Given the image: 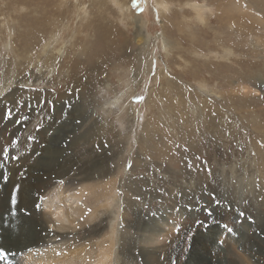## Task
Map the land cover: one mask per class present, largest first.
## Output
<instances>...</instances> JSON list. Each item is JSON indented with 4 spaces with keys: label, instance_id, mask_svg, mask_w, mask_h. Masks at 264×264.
I'll use <instances>...</instances> for the list:
<instances>
[{
    "label": "rangeland",
    "instance_id": "374dc122",
    "mask_svg": "<svg viewBox=\"0 0 264 264\" xmlns=\"http://www.w3.org/2000/svg\"><path fill=\"white\" fill-rule=\"evenodd\" d=\"M1 219L58 264H264V0H0Z\"/></svg>",
    "mask_w": 264,
    "mask_h": 264
},
{
    "label": "bare ground",
    "instance_id": "6f19581e",
    "mask_svg": "<svg viewBox=\"0 0 264 264\" xmlns=\"http://www.w3.org/2000/svg\"><path fill=\"white\" fill-rule=\"evenodd\" d=\"M198 8L200 9V7ZM128 18L133 21L132 25H135L136 30H138L136 32L142 34L144 25L140 20L139 15H135L134 18L128 16ZM134 19L137 21L136 24ZM143 39L145 40V38ZM144 46H146V42ZM136 61L142 62L140 55L137 56ZM86 194L87 190L84 188L78 191L72 190V193H69L68 195L64 192H61L56 198H53V201L48 200L45 206L49 207V210L52 211V214L56 215L60 221L71 224L82 215L83 205L80 204L79 201L84 200V195ZM75 201L79 203H77L76 206H74L76 203ZM66 206H70V208H67ZM66 208L68 213L65 211ZM51 222L52 221L50 220V223ZM0 230L4 232V234L0 237V246H2V249L8 253V256L5 258L6 260L3 262V264H58L54 260L51 251L46 250L42 252V250L39 249V243L33 235L34 229L30 227L28 222L9 221L3 223V220L1 219ZM44 242L45 241H43V243ZM107 258L108 257H104V262H102V264H108V261L106 260Z\"/></svg>",
    "mask_w": 264,
    "mask_h": 264
},
{
    "label": "snow or ice",
    "instance_id": "6c2138e0",
    "mask_svg": "<svg viewBox=\"0 0 264 264\" xmlns=\"http://www.w3.org/2000/svg\"><path fill=\"white\" fill-rule=\"evenodd\" d=\"M29 139H33V137H29ZM17 143V141H16ZM8 151V150H7ZM5 158H7V154L5 153L4 154ZM13 159H19V157H13ZM4 182L6 183L7 182V177H4ZM19 193V186H17L16 188L13 189V195H12V198H11V205L13 207H15V205L17 204L18 200H17V194ZM37 209L39 210L40 209V204H37L36 205ZM8 256V253L7 251L3 250V249H0V264H3V259L7 258Z\"/></svg>",
    "mask_w": 264,
    "mask_h": 264
}]
</instances>
